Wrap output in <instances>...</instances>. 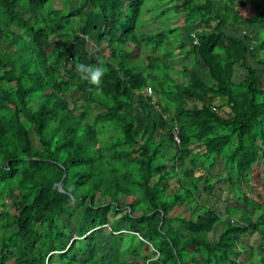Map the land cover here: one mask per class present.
<instances>
[{
	"label": "trees",
	"instance_id": "obj_1",
	"mask_svg": "<svg viewBox=\"0 0 264 264\" xmlns=\"http://www.w3.org/2000/svg\"><path fill=\"white\" fill-rule=\"evenodd\" d=\"M53 1L0 0V264H264V0Z\"/></svg>",
	"mask_w": 264,
	"mask_h": 264
},
{
	"label": "rangeland",
	"instance_id": "obj_2",
	"mask_svg": "<svg viewBox=\"0 0 264 264\" xmlns=\"http://www.w3.org/2000/svg\"><path fill=\"white\" fill-rule=\"evenodd\" d=\"M63 1L64 0H54L53 2H52V6L53 7H57V8H61L62 6H63ZM74 5H75V3H73ZM72 4V5H73ZM252 8V7H251ZM255 8H257V9H260L261 7L260 6H258V5H254V9ZM161 12V9H160V7L158 6V5H156V6H154V8H153V10H152V13H147V15L145 16L146 18H150L151 16H153V14L154 15H156L157 13H160ZM157 16V15H156ZM161 17H157V18H155V19H149V21L148 22H146L145 23V25L143 26V29L144 30H147L148 32H154V31H159L160 29H159V27L161 26V25H164L165 24V22H164V20H163V16L162 15H160ZM177 23V22H176ZM179 24L180 25H183V22L182 21H179ZM58 39L59 38H55V45H58ZM170 45V44H169ZM49 50L51 49V48H48ZM185 52V49H184V51H183V54H185L184 53ZM192 56H190V55H186V56H182L181 54H180V52L179 51H176L175 52V60L174 61H172V63L174 64V65H176V66H178V68H181V66H183V65H185V66H187V67H190V66H192L194 63L195 64H198L197 63V61L195 60L194 61V59L192 60ZM196 69H200V67H198V68H196ZM202 70V69H201ZM153 93H154V91H153ZM153 95V94H152ZM95 110H97V107H95L94 108V111ZM32 138H33V140H34V146H37V140H36V138L34 137V135H32ZM225 169H226V165L224 164V163H222L220 166H219V169L218 170H215L214 172L215 173H222V172H224L225 171ZM200 173H201V170H198L197 171V175H200ZM218 179H220L219 178V176H218ZM203 184V182H200V185H202ZM219 189V188H218ZM223 190H225V188H223ZM247 190L246 189H243V192H246ZM225 192L224 193H222V198H224L225 197ZM231 194H233V192H231ZM232 204L233 205H235V206H238V203H237V200L236 199H232ZM261 237H260V235L259 234H253V235H245V236H243L242 238H241V241H240V244L243 246V247H246L245 249H246V251L249 249V251L251 250V249H253V251H254V253H258L259 255H260V251H261ZM247 256V255H246ZM256 259V258H255ZM255 261H258V259H256ZM254 264V263H253Z\"/></svg>",
	"mask_w": 264,
	"mask_h": 264
},
{
	"label": "built area",
	"instance_id": "obj_3",
	"mask_svg": "<svg viewBox=\"0 0 264 264\" xmlns=\"http://www.w3.org/2000/svg\"><path fill=\"white\" fill-rule=\"evenodd\" d=\"M178 139V138H177Z\"/></svg>",
	"mask_w": 264,
	"mask_h": 264
}]
</instances>
